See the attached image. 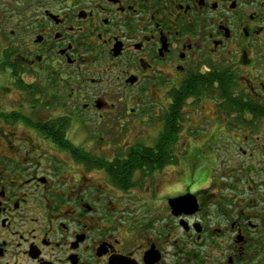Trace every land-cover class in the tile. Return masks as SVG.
Listing matches in <instances>:
<instances>
[{
    "label": "flooded vegetation",
    "instance_id": "af4514ba",
    "mask_svg": "<svg viewBox=\"0 0 264 264\" xmlns=\"http://www.w3.org/2000/svg\"><path fill=\"white\" fill-rule=\"evenodd\" d=\"M25 2L3 17L35 84L0 102V264H264V0ZM149 114L153 145H114Z\"/></svg>",
    "mask_w": 264,
    "mask_h": 264
},
{
    "label": "rangeland",
    "instance_id": "374dc122",
    "mask_svg": "<svg viewBox=\"0 0 264 264\" xmlns=\"http://www.w3.org/2000/svg\"><path fill=\"white\" fill-rule=\"evenodd\" d=\"M26 1V0H25ZM23 0H0V102H2L3 107H6L7 109L13 107L15 105L16 101H19V90L16 89V87L14 86V81L11 79V76L9 74V69H4L3 68V48H5L6 43L4 42V36H6L7 39H9V35H10V30L14 29L16 27L15 25V21L10 20L11 18H9V21L7 22V25H3V17L5 15H7L8 11L9 15H13V13L17 12L19 10V8H23L27 2H25ZM11 46V45H10ZM24 81L26 83H31L33 81V78L31 77L30 74H28V76H24ZM46 79V80H45ZM43 80L38 81V84H46V81H48V78H45ZM33 83V82H32ZM16 107V106H15ZM144 110H139V113L144 114ZM206 113V112H205ZM211 115L208 113V117H210ZM145 115H141L139 116L138 122H140V120L144 119ZM149 119L151 120V122L153 123V125L151 123L147 124H137V125H127V127L129 128L128 132V137L125 138V140H117L115 144H118L119 146L125 145V144H131L132 141L133 143H136L137 141L141 144H145L148 146L153 145V143H155L154 140H152V138L154 137V134L157 132L158 126L156 124V122L154 121V118L152 117L151 114H149ZM135 122V123H138ZM90 126V125H87ZM115 127L121 128L123 129L125 127V125H115ZM113 129V127H112ZM23 131H26L25 129H21ZM125 132V131H122ZM145 134L143 135V137L138 138L136 136H139L138 134ZM181 144L179 145V148L182 149V154L183 157L186 155H194L196 154L195 151L192 150L191 146H190V139H185V137L183 136L181 139ZM195 145H199L200 142L198 141H193L192 142ZM102 144L104 145V142H102ZM101 145L102 148H107L105 146ZM179 149V150H180ZM178 166V165H177ZM177 166L173 167V165L171 166H167L164 168V172H162V174H159V176H157V178L159 179L160 183L162 185H160L161 187H163V190L166 192H170L171 189H174L175 186V182L177 181V177L176 175L174 176V174L176 173Z\"/></svg>",
    "mask_w": 264,
    "mask_h": 264
},
{
    "label": "trees",
    "instance_id": "16d2710c",
    "mask_svg": "<svg viewBox=\"0 0 264 264\" xmlns=\"http://www.w3.org/2000/svg\"><path fill=\"white\" fill-rule=\"evenodd\" d=\"M10 55L11 54L8 52L3 53V59H2L3 65L2 66L4 69H7V68L9 69V74L11 76V79L14 81V86L21 90H27L30 85L34 86L35 83H26L24 81V79L21 77L22 72H24V68L21 66V64H15L11 62ZM171 110L172 111L175 110V104L172 106ZM173 130H174V125L167 123L166 125V135L167 136L164 138V140L162 141L160 140V143H163L162 145H164L166 152H168L169 143L173 142V140L168 136V134H171ZM139 147L140 146H134L130 149L132 153H134L133 156L136 155L137 152H139L138 151ZM148 155L149 156L152 155L151 151L148 153ZM165 156H168V153H166ZM132 158H133L132 165H134L135 167H140L143 164L140 156L136 155V157H132Z\"/></svg>",
    "mask_w": 264,
    "mask_h": 264
},
{
    "label": "water",
    "instance_id": "95a60500",
    "mask_svg": "<svg viewBox=\"0 0 264 264\" xmlns=\"http://www.w3.org/2000/svg\"><path fill=\"white\" fill-rule=\"evenodd\" d=\"M183 200V198H178V199H173L171 202L172 203H178V202H181Z\"/></svg>",
    "mask_w": 264,
    "mask_h": 264
}]
</instances>
